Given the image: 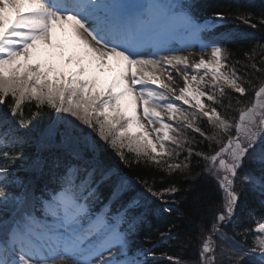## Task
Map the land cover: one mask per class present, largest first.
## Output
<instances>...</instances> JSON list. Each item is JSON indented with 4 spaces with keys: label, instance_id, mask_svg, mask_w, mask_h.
Segmentation results:
<instances>
[{
    "label": "snow or ice",
    "instance_id": "1",
    "mask_svg": "<svg viewBox=\"0 0 264 264\" xmlns=\"http://www.w3.org/2000/svg\"><path fill=\"white\" fill-rule=\"evenodd\" d=\"M196 8L0 0V264H264V11Z\"/></svg>",
    "mask_w": 264,
    "mask_h": 264
},
{
    "label": "trees",
    "instance_id": "2",
    "mask_svg": "<svg viewBox=\"0 0 264 264\" xmlns=\"http://www.w3.org/2000/svg\"><path fill=\"white\" fill-rule=\"evenodd\" d=\"M194 3L197 5L196 11L201 17H211L214 12H226L231 13L235 10H243L252 12L255 14H259L261 11H264V0H194ZM229 27H233V25H228ZM241 31L244 33H252L255 36H259L261 33L256 30L249 29L246 27H241ZM248 47L247 41L240 42L233 46L232 51L233 55L238 57L240 53L237 51L238 49H244ZM200 194H210V190L204 186L200 185L198 189ZM191 199V196L189 197ZM149 226H145V230H148ZM155 227L154 225L152 226ZM141 239L137 241L140 243Z\"/></svg>",
    "mask_w": 264,
    "mask_h": 264
},
{
    "label": "rangeland",
    "instance_id": "3",
    "mask_svg": "<svg viewBox=\"0 0 264 264\" xmlns=\"http://www.w3.org/2000/svg\"><path fill=\"white\" fill-rule=\"evenodd\" d=\"M108 79H110V76H106V77L104 78V82L107 83Z\"/></svg>",
    "mask_w": 264,
    "mask_h": 264
}]
</instances>
